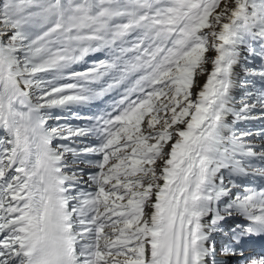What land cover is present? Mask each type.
<instances>
[{
	"label": "snow or ice",
	"instance_id": "1",
	"mask_svg": "<svg viewBox=\"0 0 264 264\" xmlns=\"http://www.w3.org/2000/svg\"><path fill=\"white\" fill-rule=\"evenodd\" d=\"M241 46L264 79V0H0V264H217L235 218L220 251L243 256L264 235V188L233 194L224 173L264 177V147L235 129L264 115L233 107ZM113 93L111 111L71 115L83 126L48 124ZM69 152L100 157L81 161L87 180Z\"/></svg>",
	"mask_w": 264,
	"mask_h": 264
},
{
	"label": "rangeland",
	"instance_id": "2",
	"mask_svg": "<svg viewBox=\"0 0 264 264\" xmlns=\"http://www.w3.org/2000/svg\"><path fill=\"white\" fill-rule=\"evenodd\" d=\"M4 42L7 43V37L4 38ZM105 58H106V54L103 52L91 53V54H89V56L85 57L84 61L73 65V68L76 71H81L84 68L90 66L91 65L90 63H92L93 61L105 59ZM247 59H248V61H247ZM260 64H261V59L258 56H253L251 54L250 55L247 54L245 56V60H244L245 71L248 69L259 71ZM246 73H247V75L241 81L243 86H242V90L237 94V100L240 102L241 107H243V105L245 103L256 104V107L252 110V112L250 114L254 117H260L261 115H264V109H262L260 104L257 103V96L261 91H264V79H262L258 75L249 74L248 71H246ZM65 82H71V81H65ZM67 112L68 111L62 110L59 108L50 110V114L53 117L63 116ZM49 124H50V126H56L57 124H66V122H64L63 120L57 121L55 119H50ZM236 126H235V129L237 132L249 131V132L253 133V135L249 138L250 143H252V141H253V143H255V141H257V139L258 140H260V139L264 140V119L244 120V121L238 122L236 124ZM74 139H76V138H74ZM74 139H72V140L74 141ZM70 141L71 140L59 141L58 146L59 145H66L70 148H75L74 144H71ZM255 148L257 150L258 147H255ZM69 155H71L70 152H69ZM73 158H74V160H76L75 157H73ZM67 161L69 164L70 160L67 159ZM251 163L253 164V167H262V166L264 167V162L260 161L259 159H255L254 161H251ZM70 165H75L76 168L80 167V164L77 162L76 163L70 162ZM76 168L74 170H76ZM224 174H225V177L227 179H232L234 181V183L238 186L237 188L233 189V194H235L236 192L243 194L245 189H249V184L247 182L249 181V177L252 174L248 175V176L239 177V178H236V177H230L229 178L227 172H225ZM227 179H226V183H227ZM229 187H231V185H229ZM85 189L88 190L89 188H85ZM250 189H252V188H250ZM255 191H258V190H255ZM236 223H238L237 218L232 219L230 221V223H228L227 228H226V226H224V224L222 225L223 228H226V229H224L223 233H219L220 237L222 238L221 240L223 242H227V244L230 242V237L225 235V233H228L227 230H229V228ZM222 245H224V244H222ZM243 246H244L243 247V256L225 255L220 251L221 245L217 248V256L222 257L223 264H249L250 260H254V257H253L254 255H245L244 251L247 250L248 246L247 245H243Z\"/></svg>",
	"mask_w": 264,
	"mask_h": 264
},
{
	"label": "bare ground",
	"instance_id": "3",
	"mask_svg": "<svg viewBox=\"0 0 264 264\" xmlns=\"http://www.w3.org/2000/svg\"><path fill=\"white\" fill-rule=\"evenodd\" d=\"M230 2H231V0H230ZM240 51H241L240 61H239L238 64L234 65V67H233V80H234V85L235 86L233 87L232 92H231V95L234 97V105H233V107L236 110H239L240 107H241L240 102L237 100V94L242 90L243 84H242L241 81L247 75V73H246V71L244 69L245 68V66H244V60H245V56L247 54H249L248 51H247V47L246 46H241ZM208 68L209 69L211 68V65L210 64L208 65ZM205 80H206V76H200L199 77V81H200L201 85L204 83ZM233 119H234V117L231 116V115H229L227 117V121L229 123H231ZM252 143H253V141H252ZM253 144L255 145V147H258L257 148V151H260V149L262 147H264V140L263 139H260V140L257 139V141H255V143H253ZM247 183L249 184V188H252V190H258L259 191L260 189L264 188V177H261L258 174H252L249 177V181ZM208 219H210V217ZM237 219H238V223L244 222L240 218H237ZM231 220L232 219H229V220H227V221H225L223 223L224 226H226V228H227L228 223H230ZM226 228H224V229H226ZM214 239L216 241V248H218L220 245L222 246V244H227V242H223L221 240L222 238L220 237V234L219 233H217V234L214 235ZM252 239H253V236H250V237H248V238L245 239L243 245H247L248 248H247V250L244 251V254L245 255H254L253 256L254 257V260H258L260 258H264V255L260 254V252L253 246V240ZM216 260H217V264H223L222 257L216 255Z\"/></svg>",
	"mask_w": 264,
	"mask_h": 264
}]
</instances>
